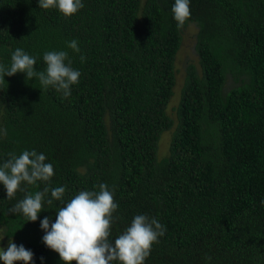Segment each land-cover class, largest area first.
I'll list each match as a JSON object with an SVG mask.
<instances>
[{
    "label": "trees",
    "instance_id": "16d2710c",
    "mask_svg": "<svg viewBox=\"0 0 264 264\" xmlns=\"http://www.w3.org/2000/svg\"><path fill=\"white\" fill-rule=\"evenodd\" d=\"M82 3L65 17L39 0H0V64L10 67L21 48L44 71L45 52L66 51L81 73L66 98L25 73L0 79V167L9 153L34 150L54 168L50 182H22L12 199L0 184L4 237L31 250L33 264H64L40 221L54 223L80 191L105 183L118 204L113 242L137 215L165 228L144 264H264V0H190L197 66H185L174 119L166 106L185 25L174 20L175 0ZM61 186L62 200L49 205ZM45 187L37 221L9 212Z\"/></svg>",
    "mask_w": 264,
    "mask_h": 264
},
{
    "label": "clouds",
    "instance_id": "9594fccd",
    "mask_svg": "<svg viewBox=\"0 0 264 264\" xmlns=\"http://www.w3.org/2000/svg\"><path fill=\"white\" fill-rule=\"evenodd\" d=\"M190 0H175L171 9L178 27H182L190 18ZM42 9L57 8L65 17H71L84 7L82 0H39ZM68 48L79 53L78 41L72 40ZM81 62L85 60L80 56ZM11 66L0 64V79L25 73L26 79L36 77L40 84L47 88L54 87L66 98L71 95L73 85L79 83L80 71L72 67V59L66 51H47L43 55L46 64L44 71H37V59L17 48L11 55ZM10 159L0 167V184L6 189L7 199H12L17 191H24L22 182L28 185L38 181L50 182L54 175L51 163H46V156L36 151H23L19 156L9 153ZM98 191H80L69 202L57 211L54 223L49 217L40 221V227L45 235L43 243L59 254L64 264H144L150 255L154 243L163 236L165 228L157 219L147 215H137L129 227L117 238L110 239L111 225L114 222L113 213L118 204L114 200L112 189L105 183L98 185ZM49 188L37 191L34 195H26L9 209L12 214L21 213L28 221L35 222L43 210V201ZM65 187L51 189V205L53 200H62ZM34 253L23 245L17 246L9 239L6 250L0 248V261L3 264H33ZM41 257V261H43ZM211 259V257H206Z\"/></svg>",
    "mask_w": 264,
    "mask_h": 264
},
{
    "label": "rangeland",
    "instance_id": "374dc122",
    "mask_svg": "<svg viewBox=\"0 0 264 264\" xmlns=\"http://www.w3.org/2000/svg\"><path fill=\"white\" fill-rule=\"evenodd\" d=\"M195 32H196V25L191 21H189L181 28V39L174 56L173 93L170 96V99L166 106L167 113L173 119H174V107L178 102L180 96V89L183 84L185 66L187 63H193L197 66V55L194 50ZM229 84H230V79L227 78L225 87L229 86ZM171 130L172 128H168L160 133L159 138L157 140V148H156L157 158H160L167 154L168 142H169ZM9 239L11 238L4 237L2 228L0 226V248H4L6 250Z\"/></svg>",
    "mask_w": 264,
    "mask_h": 264
}]
</instances>
